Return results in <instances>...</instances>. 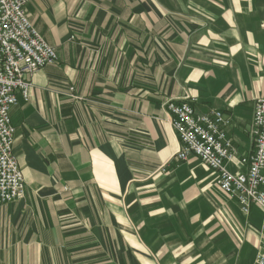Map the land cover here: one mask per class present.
Returning <instances> with one entry per match:
<instances>
[{"label": "crops", "instance_id": "obj_1", "mask_svg": "<svg viewBox=\"0 0 264 264\" xmlns=\"http://www.w3.org/2000/svg\"><path fill=\"white\" fill-rule=\"evenodd\" d=\"M26 6L58 61L10 112L25 196L0 206V264H254L264 214L177 159L168 104L223 112L238 157L253 153L264 0Z\"/></svg>", "mask_w": 264, "mask_h": 264}, {"label": "built area", "instance_id": "obj_2", "mask_svg": "<svg viewBox=\"0 0 264 264\" xmlns=\"http://www.w3.org/2000/svg\"><path fill=\"white\" fill-rule=\"evenodd\" d=\"M30 1L0 0V206L25 196V179L13 150L15 128L10 112L20 97L30 100L34 73L58 61V50L28 19ZM168 109L182 145L177 159L197 157L218 174V187L238 203L243 215L248 216L254 205L264 214V99L255 101L250 126L255 150L240 157L227 132L231 119L223 112L197 114L188 102H170ZM238 159L244 169L231 171L229 165ZM254 264H264V216Z\"/></svg>", "mask_w": 264, "mask_h": 264}]
</instances>
